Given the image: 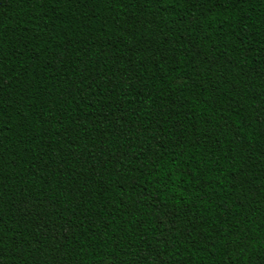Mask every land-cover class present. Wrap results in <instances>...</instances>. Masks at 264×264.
I'll return each instance as SVG.
<instances>
[{
	"label": "trees",
	"instance_id": "16d2710c",
	"mask_svg": "<svg viewBox=\"0 0 264 264\" xmlns=\"http://www.w3.org/2000/svg\"><path fill=\"white\" fill-rule=\"evenodd\" d=\"M0 264H264V0H0Z\"/></svg>",
	"mask_w": 264,
	"mask_h": 264
}]
</instances>
